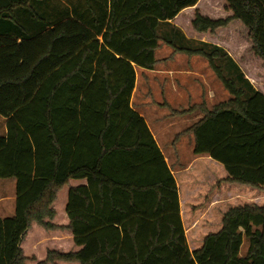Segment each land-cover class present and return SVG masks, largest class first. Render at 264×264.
I'll return each mask as SVG.
<instances>
[{"label":"trees","instance_id":"1","mask_svg":"<svg viewBox=\"0 0 264 264\" xmlns=\"http://www.w3.org/2000/svg\"><path fill=\"white\" fill-rule=\"evenodd\" d=\"M66 1L44 10L48 0H0V179L16 180L14 215L0 217V264H28L22 243L34 224L69 231L80 248L48 250L36 264H264V202L229 207L191 250L176 180L131 105L135 66L153 69L159 40L182 37L170 21L210 42L177 48L204 56L231 95L188 110L203 115L187 130L193 153L222 163L221 181L263 193L264 80L255 88L232 53L244 32L264 65V0ZM70 179L87 184L70 189L69 222L55 225Z\"/></svg>","mask_w":264,"mask_h":264},{"label":"crops","instance_id":"2","mask_svg":"<svg viewBox=\"0 0 264 264\" xmlns=\"http://www.w3.org/2000/svg\"><path fill=\"white\" fill-rule=\"evenodd\" d=\"M170 22L181 30L183 43L173 45L161 38L159 46L155 51L157 60L155 67L153 69H145L135 66L136 83L131 97V105L145 119L176 180L183 221L184 215H187L191 224V232L193 231V236L191 235L192 243H190V248L193 250L202 244V240L206 234L217 232L221 229L223 215L228 210L226 197L229 192V183L221 181L227 176L222 163L208 155H195L193 153L194 135L187 131L190 126L203 116L200 110L188 111L190 108L196 105H203L211 109L216 105L208 107L204 101L201 104H197L198 92L200 96H206V100L207 98H212V95H214L215 90L212 89L213 87L208 81V77L211 71L215 76L216 74L204 56L189 54L177 48H185L190 45L196 46L198 43L201 44L206 41L190 37L179 24ZM165 25V23H162L159 28L162 36H167L169 32L173 31L169 26ZM243 73L245 74V72ZM245 77L252 82L246 74ZM216 78L219 79L217 76ZM205 91H207V94ZM228 95L229 97L223 101L230 99V93ZM2 121H4L6 126V119L4 118ZM6 133L7 129L5 128L1 135H5ZM68 184H70L68 189L69 195L72 187L86 185L87 180L70 179L66 185ZM15 185L16 181H11L10 185L0 182V190L3 192L0 194L1 218L14 215L16 201ZM214 186L215 188H213ZM5 188H8L9 192H5L7 190ZM256 191L252 187L243 186L238 188L235 194H240L247 202L262 204L264 202V192ZM67 203L68 197L59 206L57 200L55 201L53 207L56 215L52 220V223L55 225L65 226L68 224ZM201 223L207 224L205 235L197 230L198 226L202 228ZM218 223L219 225H217ZM213 227H216V229H212ZM26 238L27 240L29 238V243H32L33 249L38 248L41 240L48 238L57 240L67 239L71 245L69 251H78L80 249L73 242V235L69 231H47L37 224H34L27 232ZM24 241L22 248L27 257L28 264H36L38 261L44 260L48 250H57L48 248L41 255L34 252L33 255H37V257L32 256V261L27 256ZM34 241L37 244H34ZM241 254L244 253L241 252ZM57 264L79 263L58 262Z\"/></svg>","mask_w":264,"mask_h":264},{"label":"rangeland","instance_id":"3","mask_svg":"<svg viewBox=\"0 0 264 264\" xmlns=\"http://www.w3.org/2000/svg\"><path fill=\"white\" fill-rule=\"evenodd\" d=\"M61 1L62 0H48V3H46V5H41V7L44 10H45V8H47V6H48V8L54 7V6L58 7V4H60ZM63 1L67 3L66 0H63ZM219 4H220L219 6L221 8L224 4V0H219ZM169 35L172 36L173 32H171ZM174 36L176 39L175 43H177V44L183 43L182 38L181 37L179 38L178 34H175ZM240 36H241L240 50L238 52V55H235V53H232V56L237 62H239L240 66L242 67L245 74L249 78L252 77L251 75H254V76L256 75L255 77L258 81H256V83H254L255 87L258 89L259 88L261 89V87L259 85V80L260 79L264 80V65L251 52L249 40H248L247 36L245 35V33L241 32ZM232 44L234 46L233 42H232ZM208 81L210 82L211 86L213 87L212 89L215 90V93H214V95H212V98H210V99L207 98V100H206V96L205 97L200 96L199 92H198L197 93L198 94L197 95V104H201L202 101H204V102H206L208 107H212L214 104H217L218 102L223 101L229 97V95H228L229 91L224 87L223 84H221L222 82L216 78V76L214 75V73H212V71L210 72V75L208 77ZM263 84H264V82H263ZM262 88H264V87H262ZM205 93L207 94V91H205ZM2 120H4V118L2 116H0V135L2 134V131H4V129L6 128L5 123ZM11 181L15 182L16 180L15 179H0V182H4L5 184H9V185H10ZM72 181H79V180H72ZM69 187H70V184L66 185L64 187V189L59 192L58 199H57L58 206L61 205L64 200L65 201L67 200ZM240 187H243V186L240 184H237V183H233V184L229 183V186H228L229 192H228L227 197H226V200H227L226 203L228 205V208L232 207V206H236V205H242L245 202H247L245 199H243L244 197H242L240 194H235L236 190ZM213 188H215V186ZM5 189H7V190H5V192H9L8 188H5ZM14 189L16 191V185H15ZM253 189L256 190L255 188H253ZM2 193H3L2 190H0V194H2ZM181 216H182V214H181ZM183 222H184V226H185L187 239H188V242L190 244V243H192L191 238L193 236L192 235L193 231L191 232V229H190L191 224L189 223V219H188L187 215H184V221ZM206 225H207L206 223H201L202 228H199V226H198L197 230H199L202 234L205 235V231L207 230ZM217 225H219V223ZM212 229H216V227H213ZM29 241H30L29 238H28V240L26 238L24 241V245L26 247V253H27L29 260H32L31 259L32 256L37 257V255H33L34 252L38 255H41L48 248H53V249H57V250H61V251H69V249L71 248V245L69 244L67 239H60V240L58 239L57 240L54 238L53 239L48 238L46 240H41L42 243L41 242L39 243L38 248H37L38 250L33 249L32 248L33 245H32V243H29ZM35 243L37 244L36 241H34V244ZM247 247H248V241L245 240L241 252L245 253V251L247 250Z\"/></svg>","mask_w":264,"mask_h":264}]
</instances>
